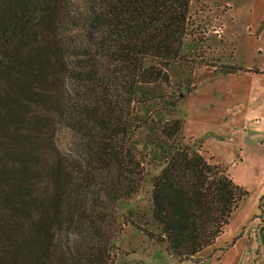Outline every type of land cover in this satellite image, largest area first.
Here are the masks:
<instances>
[{
  "label": "trees",
  "instance_id": "1",
  "mask_svg": "<svg viewBox=\"0 0 264 264\" xmlns=\"http://www.w3.org/2000/svg\"><path fill=\"white\" fill-rule=\"evenodd\" d=\"M189 2L0 0V264H109L147 165L145 231L176 261L223 231L248 191L176 113Z\"/></svg>",
  "mask_w": 264,
  "mask_h": 264
},
{
  "label": "rangeland",
  "instance_id": "2",
  "mask_svg": "<svg viewBox=\"0 0 264 264\" xmlns=\"http://www.w3.org/2000/svg\"><path fill=\"white\" fill-rule=\"evenodd\" d=\"M219 2V0H190L189 27L182 50L185 59L182 66L174 71L171 85H174L177 79L189 74L196 86V71L201 67L214 69L217 72L222 71L225 66L242 67L231 53L232 41L236 32L242 33L239 36L238 56L243 57L244 43L248 39L245 37L246 24L247 21H251L254 14H251L249 19L244 17L245 21L239 20L233 23L229 13L221 12L226 8H222ZM217 7L222 10H218ZM258 55L260 56L261 52ZM230 78L219 77L212 82L201 84L199 91L193 89L177 105L176 113L183 119V133L186 138L191 137L190 142H193V146L201 148L206 155H212L204 147V139L206 146L214 154L215 161L223 162L220 163L226 167L234 181L247 189L246 197L233 211L213 244L198 251L192 259L178 262L176 257L167 252L164 243L151 238L145 231L148 229L153 232L158 231L151 217V188L152 177L160 169V165H147L140 189L130 198L120 199L115 206L113 213L115 220L112 223L118 227V233L112 238L109 264H234L242 249L245 254L249 252L248 247H251L249 246L251 244L247 236L256 232L260 226L264 227V159L258 157L257 150L252 151L256 158L248 155L243 159L236 157L235 143L231 146L230 142L221 141L213 136L218 128L212 119L213 108L217 104H211L207 100L206 104L210 111L201 105L203 93L208 95L218 84L221 88L228 87L231 85L232 78ZM171 89L173 86L168 87V90ZM199 133L203 135V139L191 136ZM243 146L240 155L242 157L251 145L245 142ZM234 238L236 244L232 248L230 245ZM227 246L229 247L225 250ZM258 253L257 248L254 260ZM253 264L258 263L254 261Z\"/></svg>",
  "mask_w": 264,
  "mask_h": 264
},
{
  "label": "crops",
  "instance_id": "3",
  "mask_svg": "<svg viewBox=\"0 0 264 264\" xmlns=\"http://www.w3.org/2000/svg\"><path fill=\"white\" fill-rule=\"evenodd\" d=\"M219 1V5L221 3V7H225L226 10L217 7L218 10L221 9V12L229 13L233 23L239 20L245 21L244 17L249 19V16L254 14L251 21H247L246 24L245 37L248 39L244 43L245 53L243 57L238 56L239 36L242 33L236 32L232 41L231 53L235 57V61H238L242 67H237L233 72H217L206 67L198 68L194 90H198L204 82L209 83L219 77H231V85L228 87L221 88L218 84L208 95L207 93L201 95L203 107L209 108L206 104L207 100L211 104H217L213 108L212 119L218 128L213 136L221 141L230 142L231 146L235 143L236 157L239 156V159L247 158V155L256 158L257 156L252 154L253 150H257L258 157L264 159V0ZM259 52H261L260 56L258 55ZM192 135L203 139L201 133ZM245 142L251 147L247 148L245 155L243 154L244 157H242L240 155ZM203 145L214 157L204 139ZM217 161L221 162L220 160ZM250 236H247L251 244L249 245L251 247H248L249 252L245 254L242 249L243 252L239 253L234 264H253L254 261L258 264H264V227L260 226ZM235 244L234 238L230 246L234 248ZM228 247L224 249L226 250ZM252 248L253 250H251ZM257 248L259 253L256 254L257 258L254 260Z\"/></svg>",
  "mask_w": 264,
  "mask_h": 264
}]
</instances>
